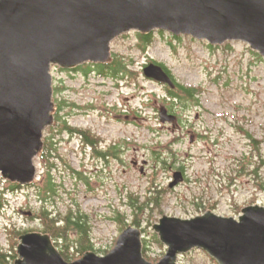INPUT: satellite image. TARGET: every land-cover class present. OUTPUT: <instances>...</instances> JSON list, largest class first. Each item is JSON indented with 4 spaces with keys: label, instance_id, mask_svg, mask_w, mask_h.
Masks as SVG:
<instances>
[{
    "label": "rangeland",
    "instance_id": "1",
    "mask_svg": "<svg viewBox=\"0 0 264 264\" xmlns=\"http://www.w3.org/2000/svg\"><path fill=\"white\" fill-rule=\"evenodd\" d=\"M137 34H125L112 43L114 59L127 66V73L118 78L101 76L96 69L86 75L87 66L51 68L58 88L55 98L78 108L64 109L61 118L68 119L72 128L103 137L102 147L124 143L123 163L106 162L94 157L93 149L85 148L79 136L56 130L57 152L50 162L56 164L53 177L60 194L51 208L63 212L81 208L91 217L96 248L110 252L123 233L114 221L116 213L127 214L129 224L133 220L128 205L131 194L145 199L163 190L161 212L155 207L149 211L154 216L149 218L152 225L164 216L191 219L214 212L238 218L245 207H264V191L257 185L264 183V58L242 42L211 49L206 41L166 31L153 32L152 46L142 51ZM151 62L163 64L180 84L200 92L198 103L175 109V124L160 120V108L171 103L167 90L144 75V66ZM247 132L258 144H252ZM50 136L45 132L44 138ZM156 154L166 165L155 161ZM35 163V183L41 184L48 163L40 157ZM257 169L258 181L252 175ZM181 171L184 182L170 188L174 174ZM7 182L0 173V191L7 194L3 200L7 203L0 209V254L10 257L14 253L9 228L36 230L41 225L25 214L33 215L40 207L37 188L26 186L8 193ZM197 206L205 211L197 212ZM141 215L145 222L146 214ZM143 224V229L149 228L142 234L151 242L153 258L162 259L167 247L157 245L153 227ZM178 264L213 263L203 250H194L180 256Z\"/></svg>",
    "mask_w": 264,
    "mask_h": 264
},
{
    "label": "water",
    "instance_id": "2",
    "mask_svg": "<svg viewBox=\"0 0 264 264\" xmlns=\"http://www.w3.org/2000/svg\"><path fill=\"white\" fill-rule=\"evenodd\" d=\"M166 31L210 46L242 42L264 58V0H0V173L23 187L37 180L36 160L45 131L55 124L51 68L76 69L112 62V43L138 32ZM147 79L175 87L161 65ZM163 124L176 117L160 110ZM170 188L184 182L176 172ZM32 216V212L25 213ZM167 247L158 262L143 254L141 229L129 226L105 256L94 252L68 263L52 238L20 237L15 264H178L203 250L218 264H264V207H245L238 218L214 212L191 219L164 216L153 226Z\"/></svg>",
    "mask_w": 264,
    "mask_h": 264
},
{
    "label": "trees",
    "instance_id": "3",
    "mask_svg": "<svg viewBox=\"0 0 264 264\" xmlns=\"http://www.w3.org/2000/svg\"><path fill=\"white\" fill-rule=\"evenodd\" d=\"M163 33V32H161ZM139 37V44L138 48L142 51H146L148 48H150L153 44V35L152 33L149 35H142L140 33L137 34ZM209 48L216 49L213 46L209 45ZM91 65L92 67H90ZM164 69L168 72L169 69L164 66L163 64H160ZM87 66L89 67V70H85V74L88 75L93 69H96L97 72L101 76L109 77V78H118L119 75L127 73V66L120 61L117 57L113 59V62L106 65L101 64H85L79 69H84L83 67ZM180 94L177 95L176 99L184 108L189 107L191 104L198 103V97L200 95V92L197 89L191 88V87H185L184 85H180ZM168 92L169 98L172 95V90L170 88L166 89ZM58 88H54V102L56 104V113H55V124L47 129V132L51 133L50 137L44 138V150L40 154V158L43 159V161H46L48 163L47 165V171L46 174L42 175L43 182L39 183H33L30 185L33 188H37L36 195L40 202V207L38 210L34 212V214L31 216V219H37L40 221L41 227L36 230H22L14 226L13 228H9L8 234L10 235V243L12 247V252L14 255L8 257L6 253L0 254V264H14L13 261L10 260V258L16 260L17 259V247L19 245L20 237L27 233L32 232H38L49 235L55 247L58 249V251L61 253L63 258L68 263L76 262L77 260L83 258V256L88 252H95L96 250L99 253H102L104 255H107L110 253V251H105L101 249H97L95 246V243L93 241V227L91 223V217L89 214L85 213L81 208L77 206V208L70 207L65 212L60 211L59 209H52L50 203H55L56 199L60 196L59 194V188L56 184V179L53 177V170L56 168V164L53 162L50 164L53 157H55V153L57 152V149L54 144V136L57 135L58 132L56 130H62L59 123V109H60V102L59 99L55 98V95H57ZM172 98V99H173ZM171 99V98H170ZM169 101V100H168ZM170 102V101H169ZM81 131V130H80ZM84 132L86 139H92V136H90L88 131H81ZM248 138L252 142V144H258L254 137L247 132ZM53 137V138H52ZM257 150V149H256ZM258 151V150H257ZM155 161L157 163H163L166 165L164 161H162V156L156 154L155 155ZM263 161V160H262ZM183 170V169H181ZM258 170H255L252 172V175L255 176V179L258 181ZM184 171V170H183ZM232 179H234V176H232ZM7 192L8 193H15V191L22 190L23 186L18 184H13L11 182H7ZM258 187L264 191V183H258ZM30 187V188H31ZM163 191V190H162ZM161 192L158 193H152L148 195L145 199H143L139 195L131 194L129 196V208L132 210V217L133 220L129 224L127 223V220L129 219L127 214H121L120 212L116 213V218L114 221L117 223H120V230L121 233L128 228V226H133L137 228H142V232L145 233L148 231L149 228L143 229L144 224L148 223L147 226L153 227L152 222L149 223V218L154 217L153 215L149 214V211H152L154 207L156 209H159L161 212V206H162V199L163 197L160 196L162 194ZM165 192V191H164ZM6 192L5 190L0 191V209L4 207V205L7 202H3L4 199H6ZM202 206V205H201ZM197 212L203 213L204 211L202 208L197 206ZM154 210L153 212H155ZM203 211V212H202ZM206 213V212H205ZM141 214H146V220L143 222L142 219L139 217L142 216ZM160 215H163V213H160ZM153 241L159 245L161 248H164L163 244L160 241V238L156 232H153ZM118 240H116L115 244ZM151 245V242L147 238H143V254L144 257L152 262V263H158L161 258H153L151 248L149 247ZM96 253V252H95ZM164 255V254H163ZM211 262L213 264H218L214 259L210 258Z\"/></svg>",
    "mask_w": 264,
    "mask_h": 264
},
{
    "label": "flooded vegetation",
    "instance_id": "4",
    "mask_svg": "<svg viewBox=\"0 0 264 264\" xmlns=\"http://www.w3.org/2000/svg\"><path fill=\"white\" fill-rule=\"evenodd\" d=\"M112 57L114 59L113 55H112ZM151 63H153V62H151ZM151 63H149V64H151ZM149 64H146L144 66V68ZM143 71H144V69H143ZM169 74L171 75V77L174 81L175 87L173 89L170 88L173 92L171 97H170L171 99L169 98L171 106L169 108L168 107H164V108H166L168 110L169 114L176 117V121L173 122L175 124L178 121V115L175 112L176 111L175 109L176 108L178 109V107L182 106V105L176 99L174 100V98H177V95L180 94L179 86L182 84H180L177 81V79L172 75V73H169ZM160 85H162L165 89L169 88L167 85H163V84H160ZM71 107L77 108L76 105L71 104L69 102H65V101L60 102V109H59V116H60L59 119L60 120H59V123H60L62 130L63 131L66 130L71 135L75 134V136H79L81 138L82 144L85 148L89 147L91 150L93 149L92 152H93L94 157H98L100 159H103L106 162H108L110 159H115L116 161L123 163V156L125 154V148H124V143L121 140L118 143H113L112 146L102 147V145L104 144V138L103 137L97 135L92 130H88L90 136H92V139H86L84 132L80 131V130H84V129L72 128V127H70L68 119L65 120V119L61 118V113L63 112V110L66 108H71ZM162 108L163 107H161L160 110ZM196 118L199 119L200 116H197ZM181 172L184 174L183 171H181ZM184 177H185V175H184ZM184 180H185V178H184Z\"/></svg>",
    "mask_w": 264,
    "mask_h": 264
},
{
    "label": "bare ground",
    "instance_id": "5",
    "mask_svg": "<svg viewBox=\"0 0 264 264\" xmlns=\"http://www.w3.org/2000/svg\"><path fill=\"white\" fill-rule=\"evenodd\" d=\"M105 77V76H104Z\"/></svg>",
    "mask_w": 264,
    "mask_h": 264
}]
</instances>
